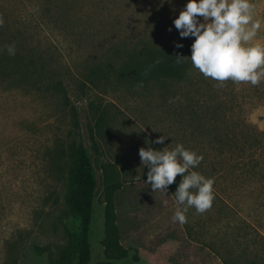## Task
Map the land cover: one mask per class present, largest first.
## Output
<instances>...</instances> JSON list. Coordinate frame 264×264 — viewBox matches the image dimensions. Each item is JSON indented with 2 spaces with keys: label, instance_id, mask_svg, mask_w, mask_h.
Wrapping results in <instances>:
<instances>
[{
  "label": "rangeland",
  "instance_id": "374dc122",
  "mask_svg": "<svg viewBox=\"0 0 264 264\" xmlns=\"http://www.w3.org/2000/svg\"><path fill=\"white\" fill-rule=\"evenodd\" d=\"M186 2L0 0V264L60 259L76 230L66 194L78 145L97 174L91 264H264V80L194 69V38L173 26ZM252 2L264 43V0ZM174 54L186 58L171 69ZM177 143L203 156L189 171L214 179L212 206L183 224L172 219L182 175L154 192L139 156ZM105 164L123 182L116 262L101 246Z\"/></svg>",
  "mask_w": 264,
  "mask_h": 264
},
{
  "label": "clouds",
  "instance_id": "9594fccd",
  "mask_svg": "<svg viewBox=\"0 0 264 264\" xmlns=\"http://www.w3.org/2000/svg\"><path fill=\"white\" fill-rule=\"evenodd\" d=\"M254 14L252 0H187L173 26L181 38H194L187 58L205 78L255 86L264 80V43L257 39L261 20L255 19ZM183 46L175 44L177 48ZM6 48L9 55H15L14 45ZM184 58L177 55L176 62L181 63ZM167 137L170 136L162 135L151 143L162 144ZM139 156L142 165L149 169L144 182L154 192L166 193L177 175H182L174 193L180 205L173 214L174 222L186 223L189 208L203 213L212 206L214 179L196 170L189 171L201 163L202 155L177 143L171 150L167 146L159 150L141 147Z\"/></svg>",
  "mask_w": 264,
  "mask_h": 264
},
{
  "label": "trees",
  "instance_id": "16d2710c",
  "mask_svg": "<svg viewBox=\"0 0 264 264\" xmlns=\"http://www.w3.org/2000/svg\"><path fill=\"white\" fill-rule=\"evenodd\" d=\"M170 68L179 63L176 55H171L167 63ZM72 163L68 173L67 206L74 218L76 230L70 236V243L62 250L59 260H51L50 264H91L92 243L90 226L93 213L94 198L97 189V174L93 158L84 145L71 147ZM103 176L106 182L104 190V233L101 246L109 261L116 262L120 258V233L117 225V214L114 196L123 182L121 175L115 170L114 164L103 166ZM188 237L198 242L189 231ZM116 264V263H108ZM225 264H228L225 262Z\"/></svg>",
  "mask_w": 264,
  "mask_h": 264
},
{
  "label": "crops",
  "instance_id": "0c3cea01",
  "mask_svg": "<svg viewBox=\"0 0 264 264\" xmlns=\"http://www.w3.org/2000/svg\"><path fill=\"white\" fill-rule=\"evenodd\" d=\"M188 236V235H187ZM189 238V237H188ZM190 239V238H189ZM191 240V239H190Z\"/></svg>",
  "mask_w": 264,
  "mask_h": 264
}]
</instances>
